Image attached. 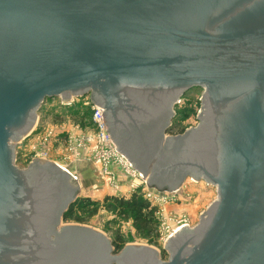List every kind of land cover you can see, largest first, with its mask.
I'll list each match as a JSON object with an SVG mask.
<instances>
[{
  "label": "water",
  "instance_id": "water-1",
  "mask_svg": "<svg viewBox=\"0 0 264 264\" xmlns=\"http://www.w3.org/2000/svg\"><path fill=\"white\" fill-rule=\"evenodd\" d=\"M192 89L196 126L167 136ZM54 98L101 110L149 188L191 179L216 199L161 253L63 223L73 176L16 165ZM0 264H264V0H0Z\"/></svg>",
  "mask_w": 264,
  "mask_h": 264
},
{
  "label": "rangeland",
  "instance_id": "rangeland-1",
  "mask_svg": "<svg viewBox=\"0 0 264 264\" xmlns=\"http://www.w3.org/2000/svg\"><path fill=\"white\" fill-rule=\"evenodd\" d=\"M201 95V90L192 89L180 99L167 136L182 135L196 126ZM99 136L87 98L71 100L67 104L54 98L44 101L37 113L33 132L16 146L18 168H26L35 158L55 163L75 179L79 186L76 196L91 201L92 206L77 210L73 219L65 224L93 228L121 248L146 245L161 253L173 225L179 229L186 222L187 227L193 228L200 214L216 199L214 188L191 179L183 180L171 193H159L148 187V191L142 187L135 189L136 184L129 181L128 176L118 171L119 174H114L115 167L111 165L108 172L104 165L99 164L98 158L107 155L105 148L100 146ZM133 193L140 194L155 208L156 225L149 236L134 228L130 214L119 215L102 202L106 197L127 198ZM158 196L169 199L162 203L156 200H159Z\"/></svg>",
  "mask_w": 264,
  "mask_h": 264
},
{
  "label": "trees",
  "instance_id": "trees-1",
  "mask_svg": "<svg viewBox=\"0 0 264 264\" xmlns=\"http://www.w3.org/2000/svg\"><path fill=\"white\" fill-rule=\"evenodd\" d=\"M102 202L103 204H107L108 209L113 210L119 215L123 213L130 214L132 217V224L138 232L143 233L146 236H149L152 233V229L154 225H156L155 208H153L140 194H133L127 198L106 197ZM90 206H92V204L89 199H76L64 214L63 223L72 220L74 213L77 210H82ZM113 247L116 252L123 248L116 244L113 245ZM163 256L165 255L163 254Z\"/></svg>",
  "mask_w": 264,
  "mask_h": 264
},
{
  "label": "built area",
  "instance_id": "built-area-1",
  "mask_svg": "<svg viewBox=\"0 0 264 264\" xmlns=\"http://www.w3.org/2000/svg\"><path fill=\"white\" fill-rule=\"evenodd\" d=\"M91 108H92V111H93L94 124L96 125V127H97V129L99 131V134H100V136H99L100 146L103 147V149L105 148V152L107 154V155L100 156L98 158V160H101L102 162H106V163H104L105 168L108 167V166L110 168V165H111L113 168L116 167L114 169H117L119 172H121V170H119V167H125V170L127 171V174L131 175L130 176V181H133V183L136 184V185H134L135 189L136 188L138 189V188L142 187L146 191H148V189H147L148 186L145 185L146 183H145L144 179L141 177V175L139 173H137L132 168V166L120 154H118V152L116 151L112 141L110 140V138H109V136H108V134L106 132V128H105V125L103 123L102 116H101L102 111L99 110L96 107H93V106H91ZM108 158H110V159L112 158L113 159L111 164L107 163V160H109ZM133 194H135V193H133ZM165 199H169V198H165ZM156 200L159 201V202H163V201H160V199L158 200L157 198H156ZM182 226H186V225L183 224ZM170 236H172V235H169V237Z\"/></svg>",
  "mask_w": 264,
  "mask_h": 264
},
{
  "label": "bare ground",
  "instance_id": "bare-ground-1",
  "mask_svg": "<svg viewBox=\"0 0 264 264\" xmlns=\"http://www.w3.org/2000/svg\"><path fill=\"white\" fill-rule=\"evenodd\" d=\"M70 102V101H69ZM109 160H107V163H110L111 164V162L113 161V159L111 158H108ZM99 161V164H102V165H104V163H106V162H102L101 160H98ZM107 168V170H108V168H109V166L108 167H106ZM116 168V167H115ZM119 170H121V172H120V174H123V175H125V176H128L129 178H130V176L131 175H128L127 174V171L125 170V167H119ZM109 171V170H108ZM117 169H115V172H113L114 174H117ZM119 172V171H118ZM113 174V175H114ZM130 181V180H129ZM171 197H173V196H171ZM158 198L160 199V201H164V200H166V199H164L165 197H160V196H158ZM170 199H172V198H170ZM163 203V202H162ZM182 224H186V222H183ZM177 226L176 225H173L171 228H170V230L168 231V235H173L176 231H177ZM180 228V227H179Z\"/></svg>",
  "mask_w": 264,
  "mask_h": 264
},
{
  "label": "flooded vegetation",
  "instance_id": "flooded-vegetation-1",
  "mask_svg": "<svg viewBox=\"0 0 264 264\" xmlns=\"http://www.w3.org/2000/svg\"><path fill=\"white\" fill-rule=\"evenodd\" d=\"M172 125H170V127L166 130V135H167V132L170 130ZM170 137H173V136H170Z\"/></svg>",
  "mask_w": 264,
  "mask_h": 264
},
{
  "label": "crops",
  "instance_id": "crops-1",
  "mask_svg": "<svg viewBox=\"0 0 264 264\" xmlns=\"http://www.w3.org/2000/svg\"><path fill=\"white\" fill-rule=\"evenodd\" d=\"M117 174H119V173H117Z\"/></svg>",
  "mask_w": 264,
  "mask_h": 264
}]
</instances>
